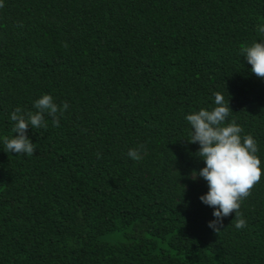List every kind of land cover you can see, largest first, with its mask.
Listing matches in <instances>:
<instances>
[{
  "label": "trees",
  "instance_id": "1",
  "mask_svg": "<svg viewBox=\"0 0 264 264\" xmlns=\"http://www.w3.org/2000/svg\"><path fill=\"white\" fill-rule=\"evenodd\" d=\"M258 25L264 0H0V136L42 94L67 104L26 130L33 155L0 143V264H264V78L242 56ZM213 92L262 168L246 226L218 233L184 119Z\"/></svg>",
  "mask_w": 264,
  "mask_h": 264
},
{
  "label": "clouds",
  "instance_id": "2",
  "mask_svg": "<svg viewBox=\"0 0 264 264\" xmlns=\"http://www.w3.org/2000/svg\"><path fill=\"white\" fill-rule=\"evenodd\" d=\"M264 34V25L257 26ZM243 57L251 65L250 72L258 78H264V38L253 40L243 49ZM213 107L200 108L184 116L190 126L189 144H197L194 155L203 161V167L191 172V179L202 178L207 183V191L200 195V202L212 209L213 219L208 221V228L218 233L223 228V218L234 213V227L242 229L246 221L239 213L240 204L262 174L261 159L257 155L256 139L250 134H243L242 127L233 120H227L229 100L224 95L213 92ZM35 112L22 113L19 107L10 114L14 123L13 135L0 136L4 150L9 153L33 155L34 143L26 135L28 128L45 126L44 114L52 117L53 125H58L56 113L67 108V104L58 105L54 97L45 93L33 101ZM227 121V122H226ZM132 160L140 159L137 148L128 150Z\"/></svg>",
  "mask_w": 264,
  "mask_h": 264
}]
</instances>
